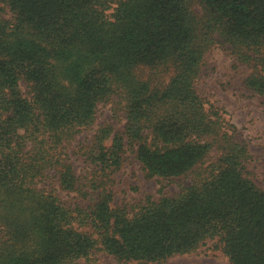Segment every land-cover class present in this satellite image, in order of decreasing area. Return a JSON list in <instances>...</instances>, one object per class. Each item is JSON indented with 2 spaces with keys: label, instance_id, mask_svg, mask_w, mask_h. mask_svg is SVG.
I'll return each instance as SVG.
<instances>
[{
  "label": "trees",
  "instance_id": "1",
  "mask_svg": "<svg viewBox=\"0 0 264 264\" xmlns=\"http://www.w3.org/2000/svg\"><path fill=\"white\" fill-rule=\"evenodd\" d=\"M213 46L264 95V0H0V264L162 263L201 247L264 264L250 152L197 87ZM127 151L160 195L113 206Z\"/></svg>",
  "mask_w": 264,
  "mask_h": 264
},
{
  "label": "rangeland",
  "instance_id": "2",
  "mask_svg": "<svg viewBox=\"0 0 264 264\" xmlns=\"http://www.w3.org/2000/svg\"><path fill=\"white\" fill-rule=\"evenodd\" d=\"M204 73L198 81V90L207 103L213 105L223 117L235 125L242 140L247 145L250 158L246 166L250 170L255 183L264 189V95L250 91L243 86L242 80L248 69L237 63L232 55L219 46L211 47L204 55ZM162 80V79H160ZM159 80V82H160ZM25 90L24 84H21ZM207 104V105H209ZM112 103L101 105L98 122L109 119L112 114ZM94 125L93 128H96ZM123 129V120L116 124ZM93 134L92 129L77 135L71 143L69 152L79 143H89ZM121 168L115 173L113 184V206L139 201L147 194L159 197L161 183L158 178H147L141 169L139 161L132 152L127 151ZM71 162L76 173L84 167L83 162L72 155ZM166 181V180H165ZM167 183V181L165 182ZM178 190L176 182H168L163 189L165 194H173ZM63 199L71 200L64 192ZM95 264H135L134 262H119L113 256L99 254ZM146 264H229L228 258L221 251H211L201 247L196 252L176 255L162 263Z\"/></svg>",
  "mask_w": 264,
  "mask_h": 264
}]
</instances>
